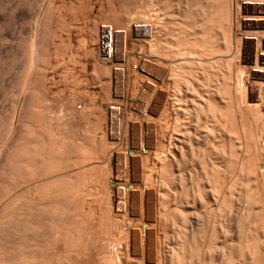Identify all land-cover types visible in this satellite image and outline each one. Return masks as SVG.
Returning a JSON list of instances; mask_svg holds the SVG:
<instances>
[{"label": "rangeland", "instance_id": "374dc122", "mask_svg": "<svg viewBox=\"0 0 264 264\" xmlns=\"http://www.w3.org/2000/svg\"><path fill=\"white\" fill-rule=\"evenodd\" d=\"M45 1L0 0V264H264V0Z\"/></svg>", "mask_w": 264, "mask_h": 264}, {"label": "bare ground", "instance_id": "6f19581e", "mask_svg": "<svg viewBox=\"0 0 264 264\" xmlns=\"http://www.w3.org/2000/svg\"><path fill=\"white\" fill-rule=\"evenodd\" d=\"M114 3L119 7H136L139 0H112ZM57 0H46L44 3L43 13L50 14L53 10V7L56 5ZM39 25H44L46 20L42 18L39 19ZM43 20V21H42ZM29 51L32 54H36L38 49L35 41H32ZM115 68V63L112 61L106 66H101V71L103 73L109 72L110 74L113 73ZM101 72V73H102ZM33 134V130L31 128L26 129L22 132L21 135L18 136V139H27ZM14 138V134L12 135V139ZM43 156L39 147L37 145L29 143L26 147H20L17 143L11 141L9 147L6 149L3 155V162L5 165L10 167L13 166H21L26 174H31V167H33L36 163L42 161ZM1 160V159H0ZM3 175V174H2ZM14 195V190L7 186H4V190L2 192V196L4 197H11Z\"/></svg>", "mask_w": 264, "mask_h": 264}]
</instances>
